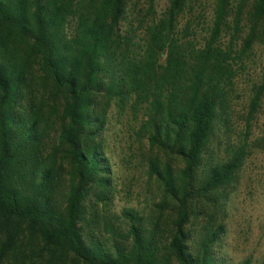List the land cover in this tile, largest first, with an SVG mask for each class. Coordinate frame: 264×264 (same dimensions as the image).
Instances as JSON below:
<instances>
[{
    "label": "trees",
    "instance_id": "trees-1",
    "mask_svg": "<svg viewBox=\"0 0 264 264\" xmlns=\"http://www.w3.org/2000/svg\"><path fill=\"white\" fill-rule=\"evenodd\" d=\"M127 2L0 0V264H223L213 251L223 226L193 228L203 214L188 202L214 210L209 194L232 185L246 154L244 140L226 145L224 161L207 151L214 125L227 132L233 67L253 28L237 49L219 43L231 19L238 28L241 7L230 16L229 0H215L208 34L194 46L176 30L194 0H169L137 36ZM250 19H264V0H254ZM111 102L133 117L140 111L131 131L181 165L150 164L172 204L168 229L159 216L146 225L124 210L119 241L95 210L109 200L100 135ZM101 231L109 241L95 236Z\"/></svg>",
    "mask_w": 264,
    "mask_h": 264
},
{
    "label": "rangeland",
    "instance_id": "rangeland-1",
    "mask_svg": "<svg viewBox=\"0 0 264 264\" xmlns=\"http://www.w3.org/2000/svg\"><path fill=\"white\" fill-rule=\"evenodd\" d=\"M127 1V12L130 14L128 20L133 21L132 28L137 36H141L144 26L152 17H157L169 2ZM253 2L254 0H229L230 16L235 15L237 6L241 7L240 25L235 29L231 19L228 25L221 28L218 42L225 46L232 43L233 50L237 49L243 45L253 28V43L241 55L242 65L233 67L236 74L228 88L227 132H224L220 124L214 125L207 151L212 161H224L227 156L226 145H235V142L244 140L246 154L232 185L209 194L216 206L215 211L207 207L204 209L201 200L191 198L188 202L193 211L203 214L198 216L197 221L192 219L195 226L193 228L210 224L223 226L222 234L213 244L214 254L223 264H264V89L259 97L257 110L251 117L246 116L254 91L264 86V19L251 23ZM214 4L215 0H194L191 11L186 10L178 17L176 30L179 31V37L185 36L194 46L201 44L210 28ZM189 18L191 23L186 33L182 28ZM105 111L100 144L108 168L109 188L104 193H107L109 200L98 202L95 210L104 216L107 226L113 228L117 237L115 240L118 241L124 235L125 223L121 216L124 210L135 214L146 225L159 216L161 228L168 229L173 218L172 204L162 192V186L151 172L150 164H157L159 169L168 165L173 170L181 167L180 162L174 161L173 156L171 158L164 151L148 147L131 131L138 127L142 119L140 111L133 117L127 109L118 111L113 102L107 105ZM64 173L65 171L61 173L63 178ZM159 204L163 207L161 210L158 208ZM88 220L87 213L83 224L81 223L84 228L88 225ZM94 232L98 230L95 229ZM94 234L101 242L111 238L102 231ZM21 241L22 245L16 248L20 257L23 252H27L26 240L23 238Z\"/></svg>",
    "mask_w": 264,
    "mask_h": 264
}]
</instances>
